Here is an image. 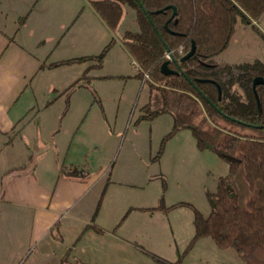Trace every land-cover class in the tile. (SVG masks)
I'll return each instance as SVG.
<instances>
[{
	"label": "crops",
	"instance_id": "1",
	"mask_svg": "<svg viewBox=\"0 0 264 264\" xmlns=\"http://www.w3.org/2000/svg\"><path fill=\"white\" fill-rule=\"evenodd\" d=\"M34 1H20L8 28L6 15L0 21V264L22 254L8 246L10 227L30 232L39 242L46 237L53 241L37 248L36 264H157L150 254L173 264L191 234L178 238L177 219H170L169 211L109 197L116 182L112 178L94 202L85 197L105 169L98 160L105 155V144L94 136L81 137L90 129L86 120L93 108L74 102L84 85L64 91L76 79L58 86L51 78L58 66L50 64L68 59H51L62 39L56 42V32L64 23L52 20L49 0ZM62 99L67 102L60 106ZM102 110L106 116L104 106ZM95 150L98 158L89 161ZM207 238L197 239L181 264H188L196 251L197 262L190 264H246L232 248L220 249ZM200 244L203 249L197 248Z\"/></svg>",
	"mask_w": 264,
	"mask_h": 264
},
{
	"label": "trees",
	"instance_id": "2",
	"mask_svg": "<svg viewBox=\"0 0 264 264\" xmlns=\"http://www.w3.org/2000/svg\"><path fill=\"white\" fill-rule=\"evenodd\" d=\"M88 1L112 31L118 29L127 9L134 11L137 30L124 28L121 43L138 65L135 76L144 79L153 92L152 100L139 108L135 122L161 113L172 117L171 129L163 136L155 159H159L170 137L188 128L199 149L217 152L228 164L227 172L217 178L215 189L206 192L208 215L189 203L166 205L162 199L149 208L168 211L180 204L192 208L193 236L173 264H181L201 237L211 238L220 249L232 248L246 264H264V83L254 89L252 86L256 77L264 81V61L212 60L227 47L239 19L260 32L253 22L264 13V0ZM27 15L17 19L18 26ZM113 42L114 39L98 54L51 63L58 66L95 61L64 91L77 84L91 87L90 71L102 65ZM192 42L194 53L183 58ZM166 52H171L175 60L168 59ZM71 169L76 171L75 167ZM64 170L74 174L69 169L60 171ZM150 255L157 264H166L159 256Z\"/></svg>",
	"mask_w": 264,
	"mask_h": 264
},
{
	"label": "rangeland",
	"instance_id": "3",
	"mask_svg": "<svg viewBox=\"0 0 264 264\" xmlns=\"http://www.w3.org/2000/svg\"><path fill=\"white\" fill-rule=\"evenodd\" d=\"M20 1L0 0V21L6 15L7 28L14 14H17ZM49 1L52 5V20L64 23L63 28L56 32L59 31L60 34L57 35L56 42L62 39L56 43L51 53L52 60L98 54L114 39L105 52L102 65L91 70L94 75L90 81L91 87L83 86L78 92L82 95L74 98V102H81L87 108L93 107L86 120L87 128L90 129L82 131L81 137L89 140L94 136L105 144L104 156H99V159L95 150L88 157L93 158L89 161L98 158L99 166L103 164L105 169L97 173L96 182L85 197L94 202L104 183L112 178L116 182L110 189L109 197L120 198L123 203L154 206L161 199L166 205L184 202L196 207L204 216L208 215L210 206L206 192L215 189L217 178L227 172L228 164L217 152L207 148L199 149L188 128L181 129L170 137L156 160L161 140L171 129L172 117L161 113L153 119L135 122L139 108L152 100L153 92L144 79L135 76L137 69L119 38L124 28L137 30L134 11L127 9L118 29L112 31L88 0ZM253 23L260 32L239 19L227 47L213 56L212 60L219 63L251 62L255 59L264 61V13ZM29 42L31 38L28 39ZM28 47L30 51H35L31 43ZM42 50L43 48H39L38 51ZM94 62L89 60L58 65L51 78L57 80L58 86H67ZM66 102V99H62L59 105L63 106ZM103 106L106 116L103 114ZM94 174L87 177L92 178ZM168 211L170 219H177L178 238L191 234L188 243L194 233L191 206L180 204ZM9 229L10 250L22 252L21 255H11L9 264H36L37 248L53 243L48 237L39 242L31 238L30 232L20 234L11 227ZM207 239L211 240L209 237ZM197 248L203 249V246L200 244ZM231 251L235 253L233 249ZM198 253L196 251L192 258H188V264L197 262Z\"/></svg>",
	"mask_w": 264,
	"mask_h": 264
},
{
	"label": "water",
	"instance_id": "4",
	"mask_svg": "<svg viewBox=\"0 0 264 264\" xmlns=\"http://www.w3.org/2000/svg\"><path fill=\"white\" fill-rule=\"evenodd\" d=\"M119 38L122 39V36L119 35ZM194 51H195V44H194V42H192V45H191L190 50L188 51V53H186V54L184 55L183 58H187V57L191 56V55L194 53ZM170 58H171L172 60H175L174 57L172 56V54L170 55ZM166 67H167V63L164 62V63H163V68L165 69ZM260 83H264L263 79L260 78V77H256V78L253 80V83H252L253 89L255 88V86H256L257 84H260Z\"/></svg>",
	"mask_w": 264,
	"mask_h": 264
},
{
	"label": "built area",
	"instance_id": "5",
	"mask_svg": "<svg viewBox=\"0 0 264 264\" xmlns=\"http://www.w3.org/2000/svg\"><path fill=\"white\" fill-rule=\"evenodd\" d=\"M170 55H171V52H166L165 53V56L169 59L170 58ZM133 64L135 65L136 69H138V65L133 61ZM147 75L145 74L144 75V78H146Z\"/></svg>",
	"mask_w": 264,
	"mask_h": 264
}]
</instances>
